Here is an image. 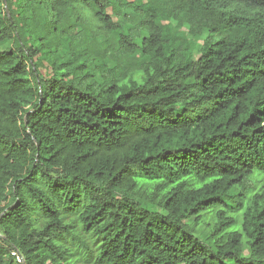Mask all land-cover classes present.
<instances>
[{"label": "trees", "instance_id": "1", "mask_svg": "<svg viewBox=\"0 0 264 264\" xmlns=\"http://www.w3.org/2000/svg\"><path fill=\"white\" fill-rule=\"evenodd\" d=\"M13 249L264 264V0H0V264Z\"/></svg>", "mask_w": 264, "mask_h": 264}, {"label": "rangeland", "instance_id": "2", "mask_svg": "<svg viewBox=\"0 0 264 264\" xmlns=\"http://www.w3.org/2000/svg\"><path fill=\"white\" fill-rule=\"evenodd\" d=\"M182 29L187 30L188 29V25L186 23L183 24ZM187 36H188V38L190 40H192L196 44L195 49H194V53H193V55L196 57L197 56V53H198L197 52V48L201 44V38H202V36L192 35V34L191 35L188 34ZM161 181H162L161 178L160 179H153V182H155V183H159ZM237 216H239V214H237ZM205 218H206V220H204V222L202 224L196 226L195 235L198 238H203L205 236V234L207 233V231L212 226L213 222H214V220L211 219V218H209V219L207 217H205ZM185 221L186 222H192L193 221V217H189ZM237 228H238V225L235 224L234 226L230 227L228 230L237 229ZM81 236H82V240L84 242H87L89 246H92V239L89 236H87V235H81ZM71 250H73V254H75V255H77V254L83 255V256L85 255V251H84L83 246H80V248L78 249V251H75L73 248H71ZM248 253H249V249L246 246L244 248L243 254L244 255H247ZM90 264H92V262Z\"/></svg>", "mask_w": 264, "mask_h": 264}, {"label": "built area", "instance_id": "3", "mask_svg": "<svg viewBox=\"0 0 264 264\" xmlns=\"http://www.w3.org/2000/svg\"><path fill=\"white\" fill-rule=\"evenodd\" d=\"M10 253H11V256L14 257V260H15L16 263L24 264L23 256L16 249L11 250Z\"/></svg>", "mask_w": 264, "mask_h": 264}]
</instances>
